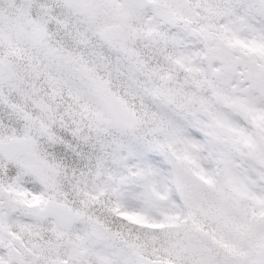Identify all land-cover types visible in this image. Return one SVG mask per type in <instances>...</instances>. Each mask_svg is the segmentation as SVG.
I'll return each instance as SVG.
<instances>
[{
  "label": "snow or ice",
  "instance_id": "obj_1",
  "mask_svg": "<svg viewBox=\"0 0 264 264\" xmlns=\"http://www.w3.org/2000/svg\"><path fill=\"white\" fill-rule=\"evenodd\" d=\"M0 264H264V0H0Z\"/></svg>",
  "mask_w": 264,
  "mask_h": 264
}]
</instances>
